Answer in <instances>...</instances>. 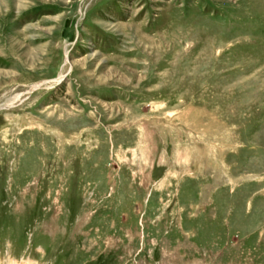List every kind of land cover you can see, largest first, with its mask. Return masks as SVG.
<instances>
[{
	"label": "rangeland",
	"instance_id": "374dc122",
	"mask_svg": "<svg viewBox=\"0 0 264 264\" xmlns=\"http://www.w3.org/2000/svg\"><path fill=\"white\" fill-rule=\"evenodd\" d=\"M0 264H264V0H0Z\"/></svg>",
	"mask_w": 264,
	"mask_h": 264
}]
</instances>
